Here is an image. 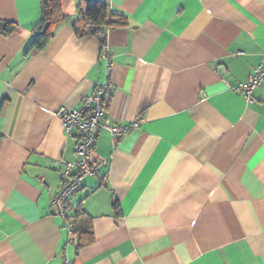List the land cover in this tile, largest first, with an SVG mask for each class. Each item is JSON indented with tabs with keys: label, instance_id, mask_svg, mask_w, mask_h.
<instances>
[{
	"label": "crops",
	"instance_id": "1",
	"mask_svg": "<svg viewBox=\"0 0 264 264\" xmlns=\"http://www.w3.org/2000/svg\"><path fill=\"white\" fill-rule=\"evenodd\" d=\"M98 1L129 18L110 67L76 35L81 0L41 52V0H0V264H264V87L234 90L262 61L264 0ZM107 80L108 117L137 126L99 135L108 164L71 198L95 237L78 249L53 207L55 163L78 160L56 113Z\"/></svg>",
	"mask_w": 264,
	"mask_h": 264
},
{
	"label": "built area",
	"instance_id": "2",
	"mask_svg": "<svg viewBox=\"0 0 264 264\" xmlns=\"http://www.w3.org/2000/svg\"><path fill=\"white\" fill-rule=\"evenodd\" d=\"M102 59L107 62L108 67L112 62V54L107 42L102 46ZM264 87V54L260 65L255 68L253 74L245 83L235 87V91L243 95L247 102L253 101L254 92ZM109 90V81L98 87L95 93L86 97L80 109L69 110L61 108L56 115L62 122L66 136L75 137L78 140L76 155L78 160L74 163L56 162V167L62 168V189L53 201V207L58 211L60 217L65 221V227L71 242L75 243L74 224L72 221L73 206L71 198L78 191L86 177L98 175L102 166L107 161L95 160V150L99 135L103 132L109 133L116 139H121L126 133L137 125H118L114 123L107 114L105 98ZM65 264H72L66 260Z\"/></svg>",
	"mask_w": 264,
	"mask_h": 264
},
{
	"label": "trees",
	"instance_id": "3",
	"mask_svg": "<svg viewBox=\"0 0 264 264\" xmlns=\"http://www.w3.org/2000/svg\"><path fill=\"white\" fill-rule=\"evenodd\" d=\"M62 2L63 0H41L42 18L27 52L44 51L52 42L56 26L67 20L63 14ZM82 3H87L85 9ZM77 13L80 17V25L74 26L76 35L79 38L92 36L100 41L101 47L107 42L111 30L126 28L129 25V18L125 14L111 10L108 4L98 0H81ZM14 29L13 24L0 22V34L8 35ZM71 217L76 247L80 249L92 244L95 237L91 219L87 218L79 208L75 212L73 209Z\"/></svg>",
	"mask_w": 264,
	"mask_h": 264
}]
</instances>
